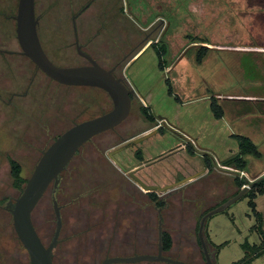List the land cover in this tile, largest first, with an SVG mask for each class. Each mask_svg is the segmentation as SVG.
Returning a JSON list of instances; mask_svg holds the SVG:
<instances>
[{"label":"rangeland","instance_id":"rangeland-1","mask_svg":"<svg viewBox=\"0 0 264 264\" xmlns=\"http://www.w3.org/2000/svg\"><path fill=\"white\" fill-rule=\"evenodd\" d=\"M89 1L36 0L40 40L50 59L58 66L87 64L74 45L72 18ZM18 2L0 0V49L6 51L7 63L0 72V264H30L29 255L15 233L9 211L10 204L13 207L27 182L21 190L15 186L10 160L18 162L21 177L28 181L43 151L59 135L74 124L112 109V101L104 91L60 85L41 71L37 72L34 101L30 96L34 92L30 90L26 97L18 96L8 103L13 93L24 94L35 71L26 57L10 53L21 51L14 19ZM76 23L81 42L93 38L86 46V52L104 68L119 65L118 75L135 94L129 118L115 130L88 142L84 147L85 155L97 157L96 152H89L99 142L107 144L104 151L123 146L114 147L121 142L117 133L132 136L146 130L144 134L156 131L158 134L134 149H145L147 158L169 153L148 167L147 173L164 177L172 174L173 179L179 180L182 176L178 172H183L189 177L191 173L186 175L187 172L202 170L205 165L203 155L208 154L217 165L218 176H208V179L200 180L201 184L187 182L183 186L186 190L184 200L170 196L162 209L150 204V213L144 211L147 215L143 220L149 223L150 231L148 245H144L142 236L138 238L137 230L133 228L140 216L139 211L132 212L119 228L117 226L120 224L119 213L127 214L125 210H118V214L114 211V204L120 199L118 190L106 189L105 198L96 197L94 203L93 197L70 203L80 191L100 187L102 176L105 178L112 174L105 172L103 167L107 166L106 163L100 165L95 162L92 173L86 166L78 173L68 169L62 175L65 178L63 184L56 189L57 205H65V202L68 205L62 210L63 226L53 252L55 264H102L107 258L157 254L159 211L163 215V232H168L173 239L172 249L166 255L189 264H207L198 237L202 217L248 188L242 198L210 217L205 229L211 242L223 245L218 252L207 241L215 264H233L241 260L244 257L242 245H258L257 230L262 227L264 231V194L255 200L256 211L249 206V198L244 197L249 193L251 183L264 176V118L260 123L255 121L262 125L254 131L262 141H254L255 136L252 138L263 153L262 158L247 157L246 172L236 170L234 165L222 166L225 160H232L239 152L238 141L232 133L253 134H245V131L249 132L245 126L240 127L242 132L237 129L232 132L231 124L226 120L216 125L218 122L213 118L209 98L215 95L229 99V94H244L246 87L253 90V84L259 82L255 96L261 113H264V0H95L92 6L80 12ZM147 43L166 48L165 71L159 68V59L152 48L144 54L142 51L131 62ZM201 46L207 47L208 53L203 63L197 64L196 55ZM237 50L262 53L251 58L231 55L238 53ZM258 63L262 66L261 71ZM239 66L244 69V74ZM167 77L174 92L180 99L183 97L184 105L177 102L174 95L168 94ZM14 80L18 85L13 83ZM147 106L158 124L163 125L162 132L155 125H149L141 113V108ZM18 107L20 110L16 109ZM160 118L165 122L158 120ZM187 143L196 147L193 148L195 155L185 148ZM237 178L245 184L240 189L236 185ZM161 182L166 181L161 178ZM53 200L54 194L47 191L32 216L45 244L51 243L56 229ZM114 214L118 219H111ZM251 264H264V256Z\"/></svg>","mask_w":264,"mask_h":264},{"label":"water","instance_id":"water-1","mask_svg":"<svg viewBox=\"0 0 264 264\" xmlns=\"http://www.w3.org/2000/svg\"><path fill=\"white\" fill-rule=\"evenodd\" d=\"M16 21V39L21 53L29 58L39 71L44 73L56 83L68 87H89L104 91L112 101V109L100 116L74 124L64 133L59 135L50 146L43 151L42 156L36 165L31 177L28 179L20 197L16 199L13 207L9 210L13 218L15 233L29 255L30 264H54L52 252L58 244L63 222L60 207L54 199L56 216V229L54 239L46 246L41 240L34 227L32 216L41 199L46 192L54 186L57 188L62 174L69 163L93 138L115 130L122 125L130 116L132 110L134 91L130 89L125 80L116 78L113 69L102 67L92 56L83 52L76 41L77 52L86 59L87 64L81 66L63 67L56 65L46 54L41 44L38 25L39 19L36 14V0H19ZM155 134V131L147 133L142 137L133 139L124 148L139 144ZM135 182L145 191L168 194L194 180L197 176L185 179L175 185L158 187L147 185L135 177ZM260 178H264L260 177ZM248 188L243 189L236 197L228 200L218 208L205 214L199 224L198 237L204 251L207 264H215L211 258L205 229L207 221L213 215L226 210L234 202L242 198ZM162 217L159 220L158 254L142 255L133 257L107 258L102 264L136 263L141 261L164 262L167 264H189L180 260L172 259L165 255L162 245Z\"/></svg>","mask_w":264,"mask_h":264},{"label":"flooded vegetation","instance_id":"flooded-vegetation-1","mask_svg":"<svg viewBox=\"0 0 264 264\" xmlns=\"http://www.w3.org/2000/svg\"><path fill=\"white\" fill-rule=\"evenodd\" d=\"M94 1L95 0L89 1L82 8V10L92 6ZM80 12H78L77 15H74L73 18H72V31H73L74 40H75L74 41V45H75L76 50H77V46H76L75 43H76V41H78V43H79V45L81 47V50L83 52L87 53L86 50H85V49H87L86 46L91 43L90 41H92L93 38L88 40L87 42H81L80 41V38H79V27H78V25L76 23L77 18L80 16ZM39 29L40 28H39V25H38V34H39V38H40ZM41 44H42V42H41ZM42 46H43V44H42ZM43 49L45 50L44 46H43ZM45 52L48 55L46 50H45ZM10 53L13 56H24L21 53V51H11ZM5 56H6V51L0 49V72H1V70H4L6 65H7ZM24 57H26V56H24ZM48 57H49V55H48ZM27 59L30 61L31 66L33 65V67H35V71L31 75V78L28 80V86H27V89H25L24 94L13 93L11 98L8 101L9 104L12 102L13 98H16L18 96H25L26 97L28 95V93H30V90H31V92H32V90L34 92V94L30 95L31 99L33 101L35 99L34 97H35V94H36L37 87H35L34 85H35V82H36L37 72L39 70L37 69V66L29 58H27ZM8 68L10 69L11 67L9 66ZM117 68H119V65H115L113 68H106V69H113V75L116 78H120V76L118 75V72H117ZM30 71H31V68H30ZM27 73H29V75H30L29 71ZM26 79H27V74H26ZM13 83L15 85H18V82H16L15 80L13 81ZM32 100H31V105H32V102H33ZM133 100H134V97H133ZM16 109L20 110V107H18ZM30 118H31V120L34 118V115H32V108H31ZM160 121L164 122L162 120H160ZM147 123L149 125H151V126L155 125L154 127H157L158 131H160V132L163 131V129H162L163 125L162 124H158L157 120L154 123L147 120ZM154 127H152V128H154ZM152 128H150V129H152ZM146 131H148V130H146ZM146 131L137 133V134L132 135V136H129V135L121 136L119 133H117L116 136H120L121 142L116 144V146H114V147H117V146L119 147L122 144H123V146H121L120 148H115L112 151L111 150L104 151V149H106L108 147L107 144H105L104 142H99L98 144H95L94 147H93L94 150L90 151L89 153H92V152L95 153L96 152L98 154L97 157H94L93 154L89 155V156H86L85 155V151H84V147L86 146L85 145L81 150H79L77 152L76 156L72 159V161L69 163L68 167L65 170V172H67L68 169L71 168L70 171H76L78 173L79 171L82 170V168L84 166H86V167L90 168V173H92L93 169H95V165H94L95 162H97L100 165L103 164V163H106L107 166L103 167L105 172L107 171V172H110L112 174H110L108 176H105V178L102 176L103 182H102L100 187H96L95 186L94 188H90L89 190H84L82 192L80 191V194L77 196V198H74L70 203H72L76 199L77 200H80V199H83V198L91 199L92 197H93V203H94L96 201L95 200L96 197L97 198H101V199L105 198L106 189H108L109 191L118 190L119 193H120V199H119V201L117 203L114 204V207H113L114 211L118 214L119 213L118 210H125L127 212V214L125 215V212L119 213V219H118L117 215L114 214V215H112L111 219L112 220H114V218L118 219V222L120 224L117 225V226L119 228V226L121 224H123L124 220L129 215H131L132 212H134V211L138 212L139 211L140 212L139 213L140 216L137 219L136 223L134 224L133 228H135V230H137V231H135V233L138 234V238L140 236H142L141 239H142V243L144 245L147 244V242L149 240V237H150L149 223L148 222L144 223L145 220H143L146 217V215L148 213H150V204H154L157 209H162V208L166 207V204H167L166 200L170 196L178 197L179 200H181V195L184 196L183 192H186V190L184 191V190L181 189L179 191L174 190L173 192L168 193V194H160L159 192H152L151 193V192L143 190L135 182V180L133 179L132 174L135 177H137L138 179H140L142 182H144L145 184L151 185V186L164 187V186H167V185L170 186V185L176 184L174 181H172V182L169 181L170 184H167L165 182H161V178H162L161 175H160L161 176L160 177V176H157L155 173H147L146 172L148 167H150L152 164H154L156 162L161 161L169 153L168 154L162 153V154H160L158 156H153V157L147 158L145 149L134 150L138 146H140L143 142H145L146 140L141 142V143H139V144H136V145H134L132 147L124 148L131 141H133V139L139 138L142 134L146 133ZM156 134H158V132L155 131V134L153 136H155ZM170 154H171V152H170ZM170 176H172V174ZM64 179L65 178H63L61 176V179H60V182H59L57 188H59V186L63 184ZM66 179L68 180L69 178L67 177ZM89 179H91V178H89ZM107 181H109V183H105ZM97 184H99V183H97ZM57 188H55V190H54V186L53 187L51 186V188L48 190L49 192L52 193V195L54 194V199L58 196V193H57V190H56ZM151 194H154L155 197H157V201H153L152 200ZM101 199H98V200H101ZM159 201L163 202V206L162 207H158L157 206V203ZM67 205H68V203L65 202V205L59 206L60 207V212H61V217H62V210ZM11 208H12V204H10L9 210ZM144 211H147V214H144ZM128 212H130V213H128ZM107 216H110V214H107ZM160 216L163 219V215H162L161 211H159V218H160ZM120 217H121V219H120ZM62 220H63V217H62ZM139 221H140V223H139ZM33 224H34V222H33ZM34 227H35V224H34ZM140 227H141V229H140ZM35 229L37 230L36 227H35ZM141 231H142V233H141ZM132 232H133V230H132ZM37 233H38V231H37ZM54 235H55V231H54L53 236H52V241L54 239ZM39 236H40V234H39ZM40 238H41V236H40ZM41 240H42V238H41ZM52 241H51V243H52ZM45 245L48 246L49 244H45ZM53 252H54V250H53ZM53 252H52V260H53V263L55 264ZM164 253L166 255L169 252H165L164 251ZM157 254H158V251H157ZM154 255H156V254H154ZM166 256H168V255H166ZM176 260H178V259H176ZM180 261H182V260H180Z\"/></svg>","mask_w":264,"mask_h":264},{"label":"trees","instance_id":"trees-1","mask_svg":"<svg viewBox=\"0 0 264 264\" xmlns=\"http://www.w3.org/2000/svg\"><path fill=\"white\" fill-rule=\"evenodd\" d=\"M150 47L155 49V52H156L157 57L159 59V68L161 70L165 71L166 61L164 60V58L167 54L166 48L162 47V46H157V44H155V43H151ZM207 53H208L207 47L201 46V49L197 52V55H196V61L198 64H201L203 62V60L207 56ZM166 85L168 86V93L170 95H173V89L171 86V82L168 78L166 79ZM211 108H212V111H213L216 118L219 119V118L223 117V110L218 105L215 98H212ZM141 113L143 114V116L146 120L153 122V123L156 121L155 116L152 114V112L150 111V109L148 107L141 108ZM236 139H237L238 145H239V152L237 153V155L235 157L231 158L232 160H226V162L224 161L225 162L224 166L234 165V168L236 170L246 171L248 169V166H247V161L244 159V156L251 155V156L255 157L256 159H260L262 157V155H261L257 145L254 144L253 142H251L248 138L243 137V136H236ZM185 148L189 150V153L191 155H195L196 151L193 149L192 144L187 143ZM203 161H204L205 167L209 171L213 170V163H212L211 157H209L208 154L203 155ZM10 166H11V175L15 181V186L21 190L22 185L25 184L27 182V180H25L24 178L21 177V175H20L21 174V167L18 164V162L14 161V160H10ZM243 183L244 182L240 181L238 178L236 179V185L239 187V189L245 185ZM250 187L251 188H250L249 193H247L246 196H244V197L249 198V206L253 209V211H256L255 200L258 197V195L264 194V178L257 179L256 181L251 183ZM151 197H152L153 201H157V197H155L154 194H151ZM157 206L162 207L163 202L159 201L157 203ZM260 220H261V218H260ZM261 221H263V220H261ZM261 224H262V222H261ZM261 224H259V225H261ZM257 231H258L260 243L258 245L253 244L250 246L248 245V243L243 244L242 248L244 251V257L241 260H239L233 264H251L255 259L259 258L260 256H264V231H263L262 227H260ZM205 235H206L207 241H209L210 244L213 247H215L216 250L219 252L220 248L223 245H220V246L214 245L210 241L207 232ZM162 245H163V249L165 252L171 251L172 246H173L172 236L166 231H164L163 235H162Z\"/></svg>","mask_w":264,"mask_h":264},{"label":"crops","instance_id":"crops-1","mask_svg":"<svg viewBox=\"0 0 264 264\" xmlns=\"http://www.w3.org/2000/svg\"><path fill=\"white\" fill-rule=\"evenodd\" d=\"M149 49H151V47H150V44H146L133 58H132V60H131V62L143 51V54L147 51V50H149ZM153 49V48H152ZM154 51H155V49H153ZM236 52H238V53H236V54H231V55H233V56H238V55H246V56H255V55H257V54H259V53H262L261 51H257V50H237ZM156 53V52H155ZM230 55V54H229ZM207 57V56H206ZM206 57H205V59H206ZM250 57V58H251ZM204 59V60H205ZM203 60V61H204ZM253 60H255V59H253ZM239 61H240V59H239ZM130 62V63H131ZM196 63H197V61H196ZM203 63V62H202ZM201 63V64H202ZM198 64V63H197ZM221 64H223L225 67H226V64H224V63H221ZM158 65H159V63H158ZM258 66H259V71H261L260 69H261V64L260 63H258ZM213 67L214 66H212V68H211V70L213 71ZM239 68L242 70V72H243V70L244 69H242V67L241 66H239ZM240 72V74H242V72L241 71H239ZM243 74H244V72H243ZM262 76H263V74H261ZM168 78V77H167ZM169 79V78H168ZM254 85V88L256 89V86H259V82L258 83H254L253 84ZM248 87H246L245 89H244V94H242V93H239V94H229V95H231V97L229 98V99H221V98H217L215 95H213L212 97H210L209 98V102H210V110H211V112H212V114H213V118L215 119V120H217V122L218 123H216V125H218V124H223V120H226L229 124H231L230 126L233 128V130H232V132L233 131H235V129H237V131H239V132H242V130H241V128L240 127H243V126H245L246 127V129L249 131V132H246L245 131V134H249V133H252L253 135H251V134H249L248 136L247 135H243V134H237V133H232V137H234V138H236V136H243V137H246V138H248L251 142H253L254 143V141H262V138L260 137V138H257L256 136L257 135H255L254 134V131H255V129H259L260 127H261V125L260 124H256L255 123V121H257V123H260L261 121H262V118H264V113H261V111H260V106L259 105H257L258 103H257V98H256V93H257V90H255V89H253V90H251V89H247ZM173 89V88H172ZM243 91V90H242ZM217 93H220V92H217ZM169 94V93H168ZM170 95V94H169ZM173 95L175 96V99L177 100V102H179L180 104H182V105H184L185 104V101H183V97H181V99H180V97L178 96V94H176L175 92H174V90H173ZM173 95H171V96H173ZM186 97V96H185ZM212 98H215L216 99V101H217V103H218V105L222 108V110H223V117L222 118H216L215 117V115H214V113H213V111H212V108H211V102H212ZM236 98V99H235ZM218 100H220V101H218ZM224 100H237V101H233V102H228V101H224ZM242 101H245V102H242ZM149 109H150V111H151V108L149 107V106H147ZM261 113V114H260ZM153 114V113H152ZM158 120H162V121H164L163 120V118H160V119H158ZM264 120V119H263ZM165 122V121H164ZM235 125H236V127H235ZM235 127V128H234ZM176 131H179L178 129H175ZM264 135V134H263ZM256 137V138H253V137ZM188 137V136H187ZM189 138V137H188ZM254 139V141H253V139ZM264 141V140H263ZM195 142V141H194ZM255 144V143H254ZM258 147V146H257ZM194 149L196 148V147H193ZM259 148V147H258ZM183 151L185 150V149H182ZM179 151V150H178ZM259 151H260V149H259ZM260 153H261V151H260ZM263 153H261V155H262ZM249 156H251V155H246V156H244V159L247 161V166H248V160H247V157H249ZM253 157V156H252ZM213 158V157H212ZM211 158V159H212ZM255 158V157H254ZM262 158V157H261ZM260 158V159H261ZM226 161V160H225ZM212 163H213V170H211V171H209L206 167H205V165H203L204 167L202 168V170H200L199 172H196V173H193V171H190V172H187V174L186 175H188V173H191V175L188 177V176H185V174L182 172H178V174L180 173V175L182 176V178L181 179H179V180H176V178H172V176H170V175H167V177L165 176H162V180H164V181H166L165 183H167V184H170V182L169 181H171L172 182V180L171 179H173V181L177 184V183H179V182H182V181H184L185 179H188V178H190V177H193V176H197L196 178H194V180H192V181H190V183L191 184H196V183H198V184H201V183H199V182H201L200 180H205V179H208V176H218L217 174H216V172H217V169H216V163L213 161V159H212ZM222 166H224V164H222ZM246 172V171H245ZM204 182V181H203ZM173 185H175V184H173ZM185 185V184H184ZM183 185V186H184ZM205 185V184H204ZM204 185H200L202 188H204L205 186ZM167 186H169V185H167ZM167 186H164V187H167ZM171 186V185H170ZM183 186H180V188L182 189V190H185L184 189V187ZM200 187V188H201ZM181 189H179V188H177L176 190L177 191H179V190H181ZM183 194H184V196H185V194H186V192H183ZM183 195H181V200H184L186 197H184ZM178 200H179V198H178ZM186 202H189V201H186ZM213 243V242H212ZM214 244V243H213ZM215 245V244H214ZM217 246V245H216Z\"/></svg>","mask_w":264,"mask_h":264},{"label":"built area","instance_id":"built-area-1","mask_svg":"<svg viewBox=\"0 0 264 264\" xmlns=\"http://www.w3.org/2000/svg\"><path fill=\"white\" fill-rule=\"evenodd\" d=\"M242 174H244V173H242Z\"/></svg>","mask_w":264,"mask_h":264}]
</instances>
